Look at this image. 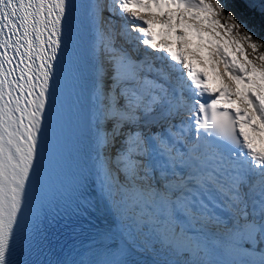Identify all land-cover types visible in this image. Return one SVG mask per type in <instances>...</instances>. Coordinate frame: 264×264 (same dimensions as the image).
Wrapping results in <instances>:
<instances>
[{
	"label": "snow or ice",
	"instance_id": "1",
	"mask_svg": "<svg viewBox=\"0 0 264 264\" xmlns=\"http://www.w3.org/2000/svg\"><path fill=\"white\" fill-rule=\"evenodd\" d=\"M228 3L0 0V264H264V63L214 89L178 31L264 62Z\"/></svg>",
	"mask_w": 264,
	"mask_h": 264
},
{
	"label": "bare ground",
	"instance_id": "2",
	"mask_svg": "<svg viewBox=\"0 0 264 264\" xmlns=\"http://www.w3.org/2000/svg\"><path fill=\"white\" fill-rule=\"evenodd\" d=\"M153 11H155V9H153ZM194 22L195 24L188 20L187 23L189 27L179 29L178 31L184 33L192 62L207 77L209 86L213 87L211 80L214 78L220 87H223L225 83H228L234 89L236 87L240 89L246 87L244 84L237 85L236 82L232 80L231 74L225 69L222 58L216 52V47L219 45L223 48L224 52L228 54L229 60H234L227 48L223 47L222 43H220V38L222 37L221 32L215 27L209 29V27L206 26V22L203 23V25L197 21ZM156 30L159 31L160 28L157 27ZM174 39L175 37L173 36L172 40L174 41ZM225 76H227L228 79Z\"/></svg>",
	"mask_w": 264,
	"mask_h": 264
},
{
	"label": "rangeland",
	"instance_id": "3",
	"mask_svg": "<svg viewBox=\"0 0 264 264\" xmlns=\"http://www.w3.org/2000/svg\"><path fill=\"white\" fill-rule=\"evenodd\" d=\"M243 4H245L247 7H249V5L247 3L244 2V0H241ZM228 8L229 10L233 11L235 13V15L237 16V18L242 22L241 20V14L237 11V9L232 5L231 0H229L228 3ZM250 8V7H249ZM256 10L259 11V4L256 5ZM206 15V14H204ZM210 15V14H207ZM244 23H247V21H245ZM203 25V23H202ZM206 26L210 28H212V26L206 24ZM248 30V29H246ZM221 31L222 37L220 38V43H222L223 47L227 48V50L231 53L232 57L234 60H238L242 65L248 66L249 68H251V65L247 64V61H252L254 64H256L257 66H259L260 64L264 63L262 61H260L258 59V57L255 56V54L253 53L252 49L248 46V44H244L243 45V49L244 51L241 52L239 50V47L236 45H233L229 39H228V34L226 31H223L222 29L219 30V32ZM254 39L259 40V35L255 36ZM253 79L256 80L257 84H264V80H260L259 77H253ZM246 86V85H244Z\"/></svg>",
	"mask_w": 264,
	"mask_h": 264
},
{
	"label": "trees",
	"instance_id": "4",
	"mask_svg": "<svg viewBox=\"0 0 264 264\" xmlns=\"http://www.w3.org/2000/svg\"><path fill=\"white\" fill-rule=\"evenodd\" d=\"M231 3L241 14L242 22L247 21V23H245L247 29L255 33V36L259 35V38L264 36V15L256 10V8L247 7L241 0H231ZM258 52L264 53V48H260ZM254 54L258 57V53Z\"/></svg>",
	"mask_w": 264,
	"mask_h": 264
}]
</instances>
